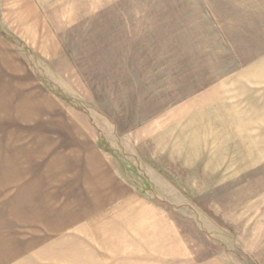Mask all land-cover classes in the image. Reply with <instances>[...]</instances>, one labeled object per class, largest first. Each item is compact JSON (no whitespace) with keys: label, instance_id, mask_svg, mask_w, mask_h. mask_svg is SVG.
<instances>
[{"label":"rangeland","instance_id":"374dc122","mask_svg":"<svg viewBox=\"0 0 264 264\" xmlns=\"http://www.w3.org/2000/svg\"><path fill=\"white\" fill-rule=\"evenodd\" d=\"M96 18L57 54L10 37L12 58L91 122L198 264H264V0H120Z\"/></svg>","mask_w":264,"mask_h":264},{"label":"crops","instance_id":"0c3cea01","mask_svg":"<svg viewBox=\"0 0 264 264\" xmlns=\"http://www.w3.org/2000/svg\"><path fill=\"white\" fill-rule=\"evenodd\" d=\"M119 2L0 0V264H198L167 211L119 177L91 122L12 58L10 37L61 53L75 22Z\"/></svg>","mask_w":264,"mask_h":264}]
</instances>
